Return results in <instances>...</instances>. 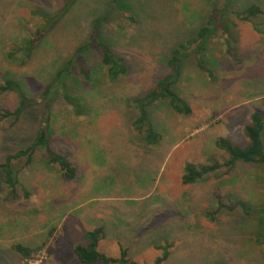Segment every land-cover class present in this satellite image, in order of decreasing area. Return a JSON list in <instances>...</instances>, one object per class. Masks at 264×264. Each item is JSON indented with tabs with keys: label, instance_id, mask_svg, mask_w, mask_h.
Returning a JSON list of instances; mask_svg holds the SVG:
<instances>
[{
	"label": "rangeland",
	"instance_id": "obj_1",
	"mask_svg": "<svg viewBox=\"0 0 264 264\" xmlns=\"http://www.w3.org/2000/svg\"><path fill=\"white\" fill-rule=\"evenodd\" d=\"M251 5L263 14L242 20L238 13ZM98 19L125 73L109 78L95 45L77 60L90 80L74 64L60 81L66 87L45 97ZM204 26L212 35L197 53ZM174 53L180 76L173 90L192 114L176 113L168 99L144 105L147 122L138 125L160 135L158 145H147L135 126L143 110L136 101L173 74ZM6 78L21 84L29 106L19 119L3 117L20 100L0 91V163L34 143L50 107V148L77 171L65 179L38 148L31 163L12 161L15 199L0 170V238L8 239H0V264H85L73 247L97 227L105 232L98 250L109 258L125 249L137 264H156L165 254L161 264H264V166L237 162L183 182L189 164L228 160L219 138L243 147L251 114L264 119V0H0V86ZM66 92L81 105L72 107ZM4 245L33 252L23 259Z\"/></svg>",
	"mask_w": 264,
	"mask_h": 264
},
{
	"label": "trees",
	"instance_id": "obj_2",
	"mask_svg": "<svg viewBox=\"0 0 264 264\" xmlns=\"http://www.w3.org/2000/svg\"><path fill=\"white\" fill-rule=\"evenodd\" d=\"M72 2H69L66 4L64 8V12L68 11ZM263 14V11L260 7L251 5L246 10H244L241 13H238V16L242 17V20H250L252 17H256ZM61 16V15H60ZM59 18V17H58ZM58 18H52L50 21L52 23L56 22ZM101 21L100 19L96 20L93 24L92 34L90 37L89 43L85 44L83 47H79L76 51L75 58L72 57L68 62L63 65V67L57 71V73L54 75L52 80L50 81L49 85H47L46 89V95L50 96V92H59L60 93V86L56 87L57 85L62 84L63 87H66V83L60 82L66 73L68 75L72 74L71 70L74 66V64H78L81 74L86 80H90V75L88 71L81 66L80 61L77 62L79 55L83 54V50L87 48H91L95 45H97L99 48L102 49L103 58L102 62L105 68L108 70L107 75L111 79H115L119 77L121 74L125 73V62L124 59L114 54L110 47L103 42L100 31H101ZM212 31L210 28L204 26L200 28L197 34V40L200 41L201 45L199 47V50L197 53H200V50L203 49L204 43L208 41V38ZM45 34V31L37 32L36 37L38 38V35L42 36ZM34 39L27 41V44L29 45L28 48H25L24 51L26 52V55L29 57L31 54V51L34 47ZM182 48H185L182 46ZM176 53V52H175ZM174 53V57L169 62L170 68L173 69V74L165 76L161 80H159L156 84V88L148 93L144 98L139 99L136 101V105L140 106V108H143L144 105L148 106L152 103H155L158 100L162 99H168L175 110L176 113L180 115L189 116L192 114V109L189 106V104L181 98L174 90L173 87L177 84L179 76H180V64L179 60L177 59V56ZM9 57H12V54L8 55ZM201 55L198 54V65L201 69H203L205 72L208 73V71L205 69L204 62H202V59L200 57ZM176 69V70H175ZM69 75V76H70ZM212 76V74H209ZM57 83V84H56ZM62 87V88H63ZM66 91V89H64ZM1 92H15L19 96V105L17 109L14 112L6 110L4 112L3 117L8 118L10 116H15L17 119L20 118V116L23 114L24 110L29 106V102L27 100V95L25 91L23 90L21 84H19L17 81H15L13 78H6L5 83L0 86ZM67 102L72 107L79 106V102L75 101L72 94L67 93ZM81 105V104H80ZM50 107H47L46 113L43 115V119L41 124L45 125V128H41L39 130V133L37 134L34 143L29 146L25 150L18 151L15 155L7 156L4 162L0 163V170L4 174L5 177V183L10 188V196L17 198V180L15 177L14 170L12 168V161L26 158L27 163H31L34 157V154L36 153L38 148H42L46 150L47 155L49 157V162L52 164H58L60 166V169L63 173V177L68 180H72L76 177V168L71 163V161L68 159V157L57 154L54 151L51 150L49 142H50V125H51V118L50 113L48 114V110ZM76 109V108H75ZM141 118H139L136 121V128L137 130L144 131L145 133V142L147 145H158L160 140V135L157 133L152 125H138L139 123L147 122V116L146 113L143 110H141ZM79 115L82 114V108L78 111ZM84 114V113H83ZM81 116V115H80ZM146 126V129L143 127ZM144 129V130H143ZM263 130H264V119L262 117V114L259 111H254L251 114V120L250 123L245 127V135L247 140V144L245 146H238L235 145L231 140L228 138H219L217 141V147L220 150H223L228 155V160H226L224 163H218L214 162L210 165H202V166H193L189 164V166L185 169V174L183 177V182L185 185H192L197 183L199 180L204 178L205 176H208L210 174H213L220 170L221 168H231L237 164V162H243V163H249V164H257V165H263L264 166V145L262 141L263 136ZM26 196H28V193L24 191ZM105 232L103 227H97L90 231L86 238L87 243L85 245H76L74 247V253L77 255L79 260L85 264H95V263H103V264H137L133 261H130L128 258L127 251L124 249L121 252L120 258H109L103 255L99 250V243L102 238H104ZM14 250L18 253L22 254L23 259H27L31 256L32 250L24 247L22 245H16L14 247ZM168 257V254H165V256L162 258H159L156 262V264H161L163 261H165Z\"/></svg>",
	"mask_w": 264,
	"mask_h": 264
},
{
	"label": "crops",
	"instance_id": "obj_3",
	"mask_svg": "<svg viewBox=\"0 0 264 264\" xmlns=\"http://www.w3.org/2000/svg\"><path fill=\"white\" fill-rule=\"evenodd\" d=\"M0 239L4 240V242L8 243V239H5V238H3V237H2V238H0ZM102 239H103V238H102ZM102 239H101V240H102ZM99 244H100V243H99ZM5 247L7 248V246H6V245H4V246H3V248H5ZM74 247H75V246H74ZM74 247H73V249H74ZM7 251H10V252H12V251H15V250H12V248H7Z\"/></svg>",
	"mask_w": 264,
	"mask_h": 264
}]
</instances>
